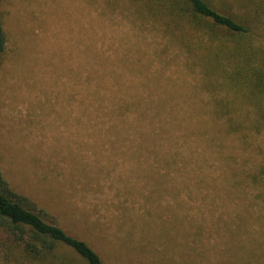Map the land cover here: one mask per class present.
<instances>
[{"label": "rangeland", "instance_id": "rangeland-1", "mask_svg": "<svg viewBox=\"0 0 264 264\" xmlns=\"http://www.w3.org/2000/svg\"><path fill=\"white\" fill-rule=\"evenodd\" d=\"M0 20L14 190L108 264H264V187L232 182L223 158L252 170L259 155L215 137L210 97L233 90L201 72L198 46L131 0H0Z\"/></svg>", "mask_w": 264, "mask_h": 264}, {"label": "trees", "instance_id": "trees-1", "mask_svg": "<svg viewBox=\"0 0 264 264\" xmlns=\"http://www.w3.org/2000/svg\"><path fill=\"white\" fill-rule=\"evenodd\" d=\"M142 17L160 23L179 43H193L200 70L213 81L223 80L232 95H214L208 110L220 142L242 150L252 141L255 158H223L232 182L247 180L264 187V0H131ZM242 5V6H241ZM198 38V43L194 41ZM6 33L0 20V63ZM121 106H128L129 100ZM249 101L247 108L237 102ZM125 102V103H124ZM118 105V107H121ZM262 137V136H261ZM264 189V188H262ZM0 263L1 264H108L84 239L61 227L34 200L12 188L0 169Z\"/></svg>", "mask_w": 264, "mask_h": 264}]
</instances>
